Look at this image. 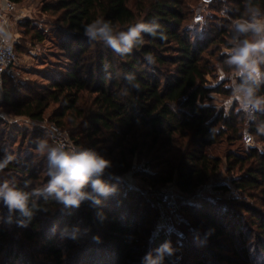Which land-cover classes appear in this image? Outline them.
<instances>
[{
    "label": "trees",
    "instance_id": "1",
    "mask_svg": "<svg viewBox=\"0 0 264 264\" xmlns=\"http://www.w3.org/2000/svg\"><path fill=\"white\" fill-rule=\"evenodd\" d=\"M10 1L17 4L21 0ZM198 1L52 0L54 5L44 10L60 12L58 23L63 26L66 37L62 47L66 49V58L72 66L51 83L52 93L27 102L18 103L13 98L12 91L6 86L11 81L6 80L3 103L14 113L33 119L41 118L49 100L60 105L59 118L66 113L74 125L83 128L75 143L82 146L80 139L84 138L87 144L82 150H94L112 161V168L107 172L109 175L125 174L134 153L158 152V164L164 166L160 182L173 184L185 195H192L195 189L219 172L221 160L207 155L206 147L221 142L231 145L244 142L245 130L264 147V135L256 134V125L264 120V112L256 113L257 119L246 123L243 117L239 118L240 114L234 116L231 112L224 117L222 112H216L206 103L210 94L231 95L226 79L212 85L207 78H213L216 66L226 74L233 71L224 65L226 55L221 54L222 48L230 47L228 41L232 32L229 22L222 18L218 25L194 23V12L190 8ZM216 2L211 0L208 5L214 6ZM254 3L264 9V0H254ZM230 4V18H243L245 0H232ZM97 19L110 21L114 29L120 31L139 22L158 23L160 28L157 31L163 33L164 38L142 33L144 44L124 56L100 45L92 51L88 46L96 45V41L85 36L84 27ZM87 43L89 45L85 46ZM149 55L154 58L153 63L146 59ZM79 60L81 64H78ZM128 74L135 76L134 82L127 80ZM134 83L139 84V89ZM259 94L264 95V86ZM102 143L108 144V149L103 150ZM4 156L1 152L0 159ZM226 157L228 170L238 167L242 171L239 178L231 181L236 188L258 191L257 197L250 196L257 198L260 208L249 205L236 208L244 212L255 226L256 231L248 234L255 236L258 250L252 259L250 250L255 249H247L242 239L247 234L238 218L234 229L242 239V248L231 251V257L218 253L215 258L232 264H238L237 261L256 264L261 255L264 258V153L248 147L245 154L229 152ZM0 173L3 174L0 182L8 179L20 188L28 181L29 191L47 183L46 168L45 175L40 177L31 165L17 159ZM105 179L111 184L116 183L114 179ZM213 190L222 192L227 189L224 185H216ZM116 200L117 195L102 198V203L97 206L91 201L81 204L78 217L90 230L88 235H80L79 227L74 226L73 211L53 199L40 198L38 203L48 211L37 212L28 227L5 223L3 218L7 209L0 203V264H139L143 261L142 256L149 252L157 258L156 249L166 242L165 235H155L147 243L148 250L145 248L140 252L136 226L129 225L130 214L120 210ZM212 208L208 201L195 207L198 218L193 227L197 231L205 230L217 240L228 235L220 217L235 218L239 214L225 210L214 213ZM188 209L184 206L182 211ZM65 227L69 233L76 232L75 240L71 236L61 237ZM94 237H99V242ZM25 248L36 251L37 255L33 251H24ZM217 248L223 250L220 246ZM35 256H42V259ZM176 261V253H166L161 264ZM194 264L203 263L196 260ZM258 264H264V261Z\"/></svg>",
    "mask_w": 264,
    "mask_h": 264
},
{
    "label": "rangeland",
    "instance_id": "2",
    "mask_svg": "<svg viewBox=\"0 0 264 264\" xmlns=\"http://www.w3.org/2000/svg\"><path fill=\"white\" fill-rule=\"evenodd\" d=\"M216 1L218 3L216 2L214 6L205 4L203 0L191 5L190 10L194 12L193 22L196 13L200 12L202 14L200 25L207 23L218 25L221 24L222 18L229 22L231 29V25L235 21L229 16L232 0ZM52 5H54L52 0H21L20 3L16 4L17 9L22 11V14L13 26V31L16 34L15 79L6 86L12 91V96L18 103L45 97V93H52L50 90L51 83L72 66L71 61L66 58V49L62 47V42L66 37L62 32L63 26L58 23L60 12L44 10L45 7H52ZM97 45L105 46L96 41V45L91 44L88 47L94 51ZM225 51L226 49L222 48L221 54L226 55ZM81 63L79 60L78 64ZM216 68L213 78H207L209 83L216 85L221 82L223 73L224 79L227 80L226 87L231 89L234 70L226 74L218 66ZM3 92L4 88L0 95V153L13 154L15 159L28 163L40 177H43L45 175L44 169L47 167V157L36 151L37 142L48 140L49 144L55 143L51 134L52 126L56 127L62 134L67 146L82 150V146L87 144L84 138L80 139L82 146L75 143L74 140L79 139V131L83 128L80 129L74 125L66 113L59 118L62 111L60 105L49 100L41 118L33 119L18 115L10 106L5 105ZM231 95L226 97L210 94L206 103L214 107L216 112H222L224 117L230 115L231 112L234 116L240 114L239 118L243 117L247 123L248 120L244 117L243 112L239 111V105L236 101L232 102L227 115H225V103L231 99ZM84 97L91 99L88 95H84ZM253 138L254 146L246 147L242 140L233 145L221 142L206 147L205 153L207 155L221 160L219 172L204 185L195 189L192 195H185L173 184L163 185L160 182V173L164 166L158 164V152L155 151L151 153L143 151L142 154L134 153L130 159L129 169L123 175L106 174V178L109 176L119 178H113L116 181L115 185L120 190L116 203L120 210L130 214L132 220H129V225L136 226L137 246L141 249L140 252L145 248L148 250L147 243L155 235L162 233L165 235L166 241L171 242L174 249L173 254H177V261L174 264H194L196 260L203 264H232L216 259L215 255L219 253L221 256L231 257V251H239L242 248V239L245 240L248 250L255 249L250 250V253H253L252 259H254V254L258 249L255 246V236L248 233L250 231L255 232V226L251 224L250 218L244 212L237 209L241 207L239 205L260 208L257 198L254 199L250 196L257 197L258 191L255 189L240 191L236 188L231 181L234 178H239L242 171H239L238 167L232 171L228 170L229 163L226 157L229 152L245 154L248 147H253L258 152L264 153L263 145L254 136ZM101 147L106 150L109 145L102 143ZM2 177L3 174L0 173V181ZM216 185H224L227 190L222 192L213 190V186ZM163 195L169 196L172 202L171 208L164 204ZM205 201L211 203L214 213L225 210V212L230 211L239 214V217L235 218L224 217V215L220 217L223 222V230L228 234L227 236L214 240L211 234L205 230L197 231L193 227L194 220L196 221L198 218L195 207ZM184 206L189 208L188 211H182ZM71 210L74 214V226L79 227L80 235H88L90 230L84 225V221L78 217V209ZM238 218L242 220V229L247 234L242 239L238 238L234 229ZM217 246L222 247L223 250H218ZM24 251L33 250L25 248ZM33 254L37 255V252L33 251ZM35 257L38 260L42 259V256ZM261 261H264L262 255L255 262L258 264ZM236 263L240 264L239 261ZM139 264H143V261Z\"/></svg>",
    "mask_w": 264,
    "mask_h": 264
},
{
    "label": "clouds",
    "instance_id": "3",
    "mask_svg": "<svg viewBox=\"0 0 264 264\" xmlns=\"http://www.w3.org/2000/svg\"><path fill=\"white\" fill-rule=\"evenodd\" d=\"M205 4L211 0H203ZM158 23L139 22L130 26L126 31L115 30L110 21L97 19L85 25L84 34L92 41L103 43L115 54L124 56L130 54L133 48L144 44L142 33L153 37L163 33L158 32ZM231 37L228 41L230 47L226 49L224 65L234 70L231 84V99L225 103L227 115L233 101L238 102L239 111L252 122L257 119L256 113L264 112V95L259 91L264 86V9L254 3V0H245L244 16L233 21ZM12 32L7 23H0V57L5 51L11 52ZM149 63L154 62L152 56H147ZM127 80L132 83L135 76L128 74ZM224 74L221 75V80ZM238 79L239 82H236ZM139 89V84L134 83ZM214 132L215 129H212ZM58 130L53 128V139ZM256 134L264 135V120L256 125ZM245 146H254V138L247 130L244 131ZM36 151L47 157L46 177L47 183L42 188H32L25 181L24 187H17L14 181L5 179L0 182V203L7 209L4 222L15 223L18 227H28L37 212H47L38 201L53 199L66 209H78L85 201H91L93 206L100 205L102 198L119 194V188L105 179L112 161L109 158L91 149H77L65 143L49 144L48 140H39ZM15 159L13 154H6L0 159V172ZM119 179L109 176V179ZM90 188V190H89ZM101 215V219H103ZM52 231H55L53 227ZM71 236L76 239V232L69 233L67 227L61 231V237ZM99 242V237L93 238ZM156 251L157 258L149 252L143 257V264H161L164 254L171 255L174 249L170 241L163 243Z\"/></svg>",
    "mask_w": 264,
    "mask_h": 264
},
{
    "label": "built area",
    "instance_id": "4",
    "mask_svg": "<svg viewBox=\"0 0 264 264\" xmlns=\"http://www.w3.org/2000/svg\"><path fill=\"white\" fill-rule=\"evenodd\" d=\"M219 1V0H218ZM19 12V14H18ZM22 12V11H21ZM16 4L11 2L10 0H0V23H7L9 30L12 32V40L10 41L11 44V52H7V45L4 46L5 51L3 52V56L0 57V95L3 90L4 82L6 80L12 81L15 79V65H16V53H15V42H16V34L13 31V26L20 18L21 13ZM202 21V14L200 12L196 13L194 16V22L200 23ZM56 127L52 126L51 129ZM55 143H66V140L62 136V134L58 131L55 139ZM245 143V142H244ZM163 202L164 204L171 208L172 202L168 195H163Z\"/></svg>",
    "mask_w": 264,
    "mask_h": 264
}]
</instances>
